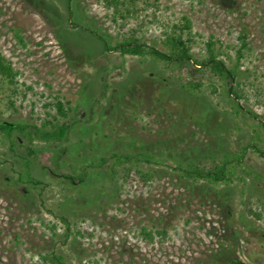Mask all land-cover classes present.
<instances>
[{
  "label": "rangeland",
  "instance_id": "rangeland-1",
  "mask_svg": "<svg viewBox=\"0 0 264 264\" xmlns=\"http://www.w3.org/2000/svg\"><path fill=\"white\" fill-rule=\"evenodd\" d=\"M71 2L0 0V53L16 74L0 84V123L70 126L57 142L32 132L13 145L0 132V264H52L42 256L54 253L67 264H264V154L256 151L264 152V0H135L138 15L126 19L121 3ZM186 20L193 60H207L213 40L217 58L237 70L247 116L218 77L205 72L201 91L187 92L185 71L103 51L71 25L112 46L137 39L170 52L165 33ZM58 100L72 108L65 118ZM143 150L165 162L126 165L152 173L129 188L110 158ZM210 151L238 159L220 185L173 169L174 157Z\"/></svg>",
  "mask_w": 264,
  "mask_h": 264
},
{
  "label": "trees",
  "instance_id": "trees-1",
  "mask_svg": "<svg viewBox=\"0 0 264 264\" xmlns=\"http://www.w3.org/2000/svg\"><path fill=\"white\" fill-rule=\"evenodd\" d=\"M71 1V0H70ZM109 5L115 4L114 6L123 5V7H127L125 10H118L117 12L120 13L122 19H126L129 17H134L138 15V10L134 6L135 0H104ZM73 4V0L71 2ZM69 10V9H68ZM70 11V10H69ZM71 15V16H70ZM73 16L72 11L68 15V20H71ZM72 26H76L78 28L86 30L89 32L90 35L94 36L102 46L103 51H117L121 55H130V56H145L149 55L152 56L153 59L168 63L169 65L174 66V68H178L179 72H184L187 75L186 79L179 80L180 86L183 90L193 93L194 91H198L202 89V77H204L205 72L207 74H212L218 77L223 83V89L225 95L228 97L229 100L235 103L236 108L235 111L237 114L246 115V111L240 105L239 99L245 94H241L242 91L236 87L235 82L238 77V72L235 68L227 67L225 61L220 60L215 55L214 45L215 42L213 40H209L207 42L208 50H209V57L207 60L198 61L193 60V56L191 54V49L189 43L191 42L190 39H185V32L190 30L191 23L189 20H186V23L183 26H177L175 31L170 33H165L164 43L165 45L170 48V52H163L158 50L155 47H149L143 43H140L137 39H122L119 40L115 46L110 44V41L104 37L103 35L96 34V32H90L89 30L81 27L78 23H72ZM75 27V28H76ZM122 25H120V28ZM241 47L238 50L239 57L243 58L244 53L243 51L247 47V36L242 35L240 37ZM187 64L190 66L185 67ZM16 76L12 64L7 61L3 55L0 53V84L5 81L13 82V78ZM55 107L59 112V115L63 118L68 116V112L72 111V108H66L63 101L58 100L55 103ZM264 128V123L262 124ZM35 130V131H34ZM70 130L69 125L65 126H58L54 127L52 131L45 132L37 128L36 126L30 124H20V123H10V122H1L0 123V132L4 137H7L11 140L12 144L15 145L18 142L17 136L20 134H32L36 133L39 137L45 140H54L55 142L61 141L67 135L68 131ZM28 132V133H27ZM256 151L260 154H264L262 150L256 149ZM200 154V153H197ZM216 155V154H215ZM213 151H210L205 154L198 155L192 159H187L180 157V159L172 158L175 164L177 165L176 168H173L175 171H178L184 178L194 182L199 183L201 181H207L206 183L212 185H220L224 181L227 180V174L232 173V170L229 167L233 164V162L237 161L238 159L232 155L224 154L222 156L215 157ZM171 159V157H169ZM168 158V159H169ZM23 162H30L27 158H23ZM110 159H114L115 162V169H113V174L116 177H119L120 181L123 184H127L129 188H133L135 183L142 184L144 186L147 185L149 179L152 177L151 172H145L139 169V167L129 168L126 165H130L131 163H135L139 165L140 163H145L147 165L153 164H161L165 162L164 154L163 153H151L149 150L140 151L138 154L136 153H127V154H118L114 153ZM167 159V160H168ZM108 158L102 160V163L99 164L97 167H102V164L105 163ZM126 166V167H125ZM59 177L70 181L73 184H82L84 180L80 182L76 181L74 177H71L67 174H57ZM250 201L248 204H250ZM258 202H261L258 200ZM255 204L251 203L250 210H253L254 215L259 218H262V213H257L253 209ZM259 208H264L258 204ZM143 235L145 237L151 238V233L143 231ZM42 259L46 263L52 264H67L64 261V258L61 255L54 254H46L42 256ZM240 264V262H237Z\"/></svg>",
  "mask_w": 264,
  "mask_h": 264
}]
</instances>
